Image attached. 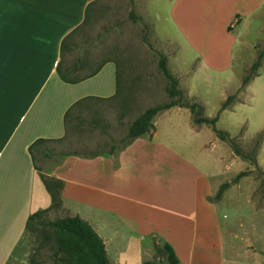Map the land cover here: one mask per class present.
Masks as SVG:
<instances>
[{"label": "crops", "instance_id": "obj_1", "mask_svg": "<svg viewBox=\"0 0 264 264\" xmlns=\"http://www.w3.org/2000/svg\"><path fill=\"white\" fill-rule=\"evenodd\" d=\"M90 1L0 0V264H11L26 231L28 216L51 205V196L32 162L29 145L39 138H63L65 113L76 101L85 97L107 99L118 93L119 72L114 60L105 61L95 75L76 83L65 82L57 74L62 41L85 22ZM165 1L168 19L196 52L199 64L213 69L234 68L238 43L256 52L263 38L264 0ZM216 31L230 38L219 61H213L203 51V46L217 43ZM259 78L258 71L246 84L244 104L254 95L251 83ZM241 101L240 98L239 104L243 105ZM154 126L151 137L143 134L107 156L65 157L58 163L47 162L44 171L42 168L46 176L62 180V208L93 225L104 241L111 264L143 261L141 237L134 228L126 236L120 233L114 226L120 215L111 205L120 201L132 205L154 201L148 200L153 195L148 189L136 188L138 177L152 165L164 164L168 155L167 147L158 139L155 122ZM259 131L264 133V127ZM189 132L195 133L191 128ZM220 143L223 152L217 154V162H236L230 147ZM225 158H231L232 163L225 162ZM208 179L198 172L194 187H178L177 196L181 202L186 200L190 211L185 214L190 220V264L205 248L221 253V258L212 264H224V256L240 241L244 250L258 255L264 264V208H257L248 190H240L237 184L229 187L220 200L210 201L221 182L210 187ZM162 192L160 202L168 196L167 191ZM222 205H245L248 212L219 219L212 210ZM208 224L216 227V233L205 229ZM256 238L261 239V244H256ZM121 239H127L126 244L119 245L117 240Z\"/></svg>", "mask_w": 264, "mask_h": 264}, {"label": "rangeland", "instance_id": "obj_2", "mask_svg": "<svg viewBox=\"0 0 264 264\" xmlns=\"http://www.w3.org/2000/svg\"><path fill=\"white\" fill-rule=\"evenodd\" d=\"M166 3L165 0L90 1L85 22L66 41L62 68L71 79H76L105 61L114 60L119 72L118 93L110 99L91 98L73 108L66 118L64 137L42 143L36 153V164L43 174L42 168L44 171L47 162L58 163L65 157L89 158L94 157L91 156L94 153L107 156L111 147L114 148L112 153L119 151L132 120L146 108L173 99L166 90L168 81L158 68L159 53H164L168 70L179 78V86L184 91L182 101L202 104L204 116L218 115L216 128L227 131L246 155L255 153V162L236 156L233 163L231 158H225V162L232 163L230 165L219 164L217 154L223 152L220 142L226 143V147H230L229 144L217 138L209 125L193 124L187 108L174 106L154 118L158 139L167 147L168 155L162 161L164 164L152 165L141 174L136 184L137 189L153 193L146 198L154 201L138 205L120 201L111 205L120 215L114 226L124 236L133 228L138 232L135 234L141 237L143 260L168 264L164 254H158L155 248L166 241L175 249L178 264H190V220L185 218L190 211L184 203L186 200L181 202L177 196L178 187H194L198 172L205 174L209 178L208 185L213 187L230 180L238 171L249 170L237 186L240 190L247 189L254 203L264 205V133L259 131L264 127V64L257 70L261 78L250 85L254 95L246 104V85L242 86L243 78L251 74L256 54L264 51V35L256 52L238 43L234 68L213 69L198 63L196 52L168 19ZM216 37L217 43L203 46V51L213 61H219L230 40L218 31ZM228 95L233 97L230 105L218 114ZM240 98L243 105L239 104ZM189 128L195 133L191 134ZM161 191H167L168 196L160 202ZM237 212L247 215L248 208L222 205L212 210L213 216L219 219H223V215L230 218ZM66 215L70 213L61 206L51 210L47 218L54 220ZM205 229L216 233L212 224L205 225ZM126 241L117 240L119 245ZM254 241L261 244L259 238ZM54 247L55 235L50 228L26 229L11 264H57ZM220 254L205 248L193 264H212L221 258ZM223 261L224 264L262 263L258 255L244 250L241 241Z\"/></svg>", "mask_w": 264, "mask_h": 264}, {"label": "trees", "instance_id": "obj_3", "mask_svg": "<svg viewBox=\"0 0 264 264\" xmlns=\"http://www.w3.org/2000/svg\"><path fill=\"white\" fill-rule=\"evenodd\" d=\"M133 18L134 15H131ZM237 22V21H236ZM229 30L231 27H228ZM71 34V33H70ZM67 35L62 41L60 54L61 60L57 65V74L65 82L76 83L88 77L95 75L98 70L101 68L102 64L98 66L92 72L76 78L71 79L67 73L62 68V56L66 46V40L69 38ZM264 57V51H259L257 53L255 61L250 67L251 74L245 76L242 80V86H245L252 76L257 75V70L262 64ZM158 68L163 76L168 81L167 93L173 98L169 102L156 104L150 106L142 111L134 120H132L128 126L127 135L125 137L124 143L120 150L124 149L127 145L133 142L137 137L147 134L149 137L155 131L154 118L163 111H166L174 106L185 107L189 110L191 115V122L193 124H207L214 131L217 138L223 140L229 144L232 149V152L237 157L249 158L252 162H255L254 154L246 155L241 148L237 145L235 140L230 137L229 133L225 130L217 129L215 124L218 119V115L214 117L204 116L203 114V105L197 101H182L184 91L179 86V78L174 74L170 73L167 67V57L164 53H159ZM119 80V79H118ZM97 98V97H85L76 101L65 113L64 121L66 123V118L69 115L70 111L76 106L83 103L85 100ZM232 95H228L225 100L221 103V106L218 110V114L223 110L227 109L232 101ZM110 99V98H107ZM59 139H43L39 138L33 141L29 147L28 151L31 155L32 162L36 169L40 170V167L36 164V153L39 151V148L42 143L49 141H56ZM114 148L107 152L111 154ZM255 152V151H254ZM98 153H94L91 156H98ZM249 170L239 171L233 178L228 181L222 182L219 184L218 189L213 197H210L209 200L216 202L220 200L223 193L232 185L237 184L239 180L249 174ZM40 177L48 190L51 196V205L48 208L35 211L30 214L26 220V229L34 231L36 227L42 229L50 228L55 235V247L53 256L57 261V264H111L105 249V244L102 238L97 234V232L92 228V226L79 215H66L64 217H59L54 220L47 218L48 213L62 206V201L60 197V191L63 187V182L60 179L52 178L45 176L40 173ZM250 200L253 202V196L250 195ZM254 203V202H253ZM257 208H264V205L254 203ZM158 254H164L168 264H178V257L173 249V247L168 242H163L162 246L158 248L155 247ZM142 264H156L153 261L143 260Z\"/></svg>", "mask_w": 264, "mask_h": 264}]
</instances>
